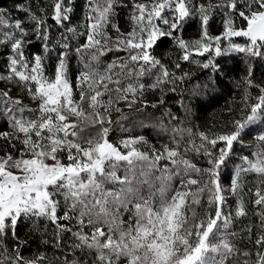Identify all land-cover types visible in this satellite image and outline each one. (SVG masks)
<instances>
[{
  "label": "snow or ice",
  "instance_id": "snow-or-ice-1",
  "mask_svg": "<svg viewBox=\"0 0 264 264\" xmlns=\"http://www.w3.org/2000/svg\"><path fill=\"white\" fill-rule=\"evenodd\" d=\"M75 7L18 0L0 9V264H264V80L253 63L264 62V0H84L74 23ZM189 20L199 30L186 39ZM29 37L40 50L29 51ZM166 42L175 58L156 54ZM230 53L245 57L241 100L222 131L199 130L198 108L225 75L217 57ZM138 107L160 111L153 127L169 143L110 139L130 115L123 109ZM253 128L249 154L239 155ZM250 174L259 183L245 201ZM248 204L258 223L241 240L255 252L231 230ZM22 222L59 255L26 257Z\"/></svg>",
  "mask_w": 264,
  "mask_h": 264
},
{
  "label": "trees",
  "instance_id": "trees-1",
  "mask_svg": "<svg viewBox=\"0 0 264 264\" xmlns=\"http://www.w3.org/2000/svg\"><path fill=\"white\" fill-rule=\"evenodd\" d=\"M18 2V0H0V9H10L13 4ZM23 2V0H20ZM206 2V0H205ZM42 4H46L47 0H41ZM75 9L73 13V22H78L79 19H82L83 15V4L84 0H74ZM13 15H18V13H13ZM218 17L214 19H210L209 24L210 28H219L216 20ZM120 23L123 30H127L129 28V24L123 15L120 17ZM49 24H52V21L49 19ZM199 30V25L196 21L189 20L185 23L183 29L184 38L189 39L193 36H197ZM32 40V44L29 48V51L35 52L40 50V41L36 40L34 37H29ZM165 52L171 53L172 57L175 58L176 52L175 49L169 45L167 42L161 45L156 54L158 56H162ZM221 66L224 68L225 75L219 79L218 85L214 90L209 91V95L205 97V103L201 104L198 108L196 118L193 120L194 125L199 126V130H208L210 129L213 132L222 131L225 123L233 118V114H229L227 109L229 107L238 104L241 100V88L236 87V81H238L241 77H243L246 73L245 69V57L243 54L230 53L223 57H217ZM184 63L185 68H188L186 62ZM254 63V72L257 81L264 80V62L253 61ZM72 69L75 70L79 67L78 60L75 58V54H73L72 59ZM4 67V58H3V50L0 49V70H3ZM197 75L201 79H206L208 72L207 70L201 72L199 69H196ZM253 94H255V90H253ZM15 95V93H14ZM146 97L149 100H154L157 97L154 96L150 91L146 92ZM25 102H28L25 100ZM176 107H172L173 111H176ZM124 113H129L127 120H121L120 125L122 127L113 124V128L110 132V139L112 141H118L122 136L128 135H144L146 139L149 141V144H153L156 148H160L162 144L169 143L170 133H165L153 127V125L161 118V113L157 109H153L148 107L146 110L143 108H124ZM117 114L114 112L112 115L113 121H116ZM7 127L6 123L0 121V130H3ZM255 135V128L251 130V135L245 137V145L243 146L244 150L240 151L241 145L236 144L235 147L239 155L249 154L250 148L248 147V141L252 139V136ZM198 142V141H197ZM4 141L0 140V145H3ZM11 151V149H9ZM189 158L193 159L196 162L195 153H189ZM239 161L237 160V163ZM202 166V165H201ZM232 169V165H229V169L224 171L222 176V183L227 185L230 180V171ZM259 181L255 177V175L250 174L246 178L245 182V191L243 193L245 201L250 199V195L247 192V188H253L258 184ZM235 197H230L228 200V204L230 206L235 207ZM249 213L247 217H240L236 220L234 225L232 226L233 231L237 233L236 239L239 242V246L242 249H251L255 252L254 246L248 241L245 236L243 240H241V236L244 235L243 229L249 225L250 223H258V219L252 212V205H247ZM227 210V209H226ZM127 217L125 216V219ZM43 225V221H41ZM255 233V228L253 229ZM18 233L22 239L28 240V243L24 245L23 254L26 257H32L34 254H38L39 252H46L48 254V258L51 260L53 255H59V253L51 247V243L48 246H44L42 244V237L40 233H34L32 229L29 227L28 223L22 222L18 226ZM52 235V229L49 226L48 236L49 238Z\"/></svg>",
  "mask_w": 264,
  "mask_h": 264
},
{
  "label": "rangeland",
  "instance_id": "rangeland-1",
  "mask_svg": "<svg viewBox=\"0 0 264 264\" xmlns=\"http://www.w3.org/2000/svg\"><path fill=\"white\" fill-rule=\"evenodd\" d=\"M219 31V28H210V32L213 33V34H216L217 32ZM196 36H193L191 38H195ZM189 38V39H191ZM0 87H3V82H0ZM27 103V102H25Z\"/></svg>",
  "mask_w": 264,
  "mask_h": 264
}]
</instances>
